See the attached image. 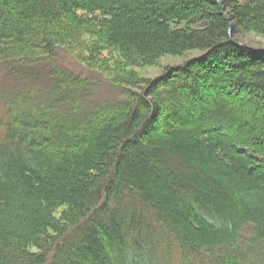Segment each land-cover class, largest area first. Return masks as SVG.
Here are the masks:
<instances>
[{
  "label": "trees",
  "instance_id": "1",
  "mask_svg": "<svg viewBox=\"0 0 264 264\" xmlns=\"http://www.w3.org/2000/svg\"><path fill=\"white\" fill-rule=\"evenodd\" d=\"M229 33L218 0H0V264H264V51Z\"/></svg>",
  "mask_w": 264,
  "mask_h": 264
},
{
  "label": "rangeland",
  "instance_id": "2",
  "mask_svg": "<svg viewBox=\"0 0 264 264\" xmlns=\"http://www.w3.org/2000/svg\"><path fill=\"white\" fill-rule=\"evenodd\" d=\"M226 12V9H225ZM228 15V13L226 12ZM225 17V16H224ZM226 19V18H225ZM227 21V19H226ZM228 22V21H227ZM230 26V25H229ZM239 41H241L243 45L250 46L251 49L255 50H264V36L259 35L253 32H248V33H243L239 37ZM202 55V51L200 50H194L188 52L184 56H167L165 58H162L159 63L153 66H147V67H142L138 68L137 72L139 75L143 78H149V79H154L161 77L165 74L167 68L171 67H178L183 65L186 61L192 58H196ZM59 64L63 65L65 68H72L74 70H78L80 72L85 73V75H90L94 76L93 73L87 72L86 68L81 65L77 60L73 58V56L67 52L66 50H61L59 52ZM88 73V74H87ZM1 75V74H0ZM96 75V74H95ZM98 77V75H97ZM101 77V76H100ZM101 86L99 89L95 92V97L97 98L96 100L104 103L107 101H112L113 99H118L121 96V89L115 85H113L106 77H101ZM5 83L6 79H3L0 77V96L4 94L5 91ZM13 83V80L8 83L11 85ZM4 87V88H3ZM4 113V108H3V103L0 99V116ZM215 251V250H214ZM217 255L220 254L216 250ZM190 259L194 262V264H211L208 261V256L202 254L199 255H194L191 256ZM175 263L177 264L178 262V257L177 255L174 258ZM215 264V263H213Z\"/></svg>",
  "mask_w": 264,
  "mask_h": 264
},
{
  "label": "water",
  "instance_id": "3",
  "mask_svg": "<svg viewBox=\"0 0 264 264\" xmlns=\"http://www.w3.org/2000/svg\"><path fill=\"white\" fill-rule=\"evenodd\" d=\"M218 1H219V4H220V7H221V10H222V13L224 14L225 18L227 19V21H228V23H229V25H230V33H229V34H230V39H231V41H232L234 44H236V45H238V46H240V47H245L243 44L237 42V41L233 38L230 18H229V16H228V15L226 14V12H225V7L223 6V2H222V0H218ZM248 48H251V47L248 46ZM260 51H264V50H260Z\"/></svg>",
  "mask_w": 264,
  "mask_h": 264
}]
</instances>
